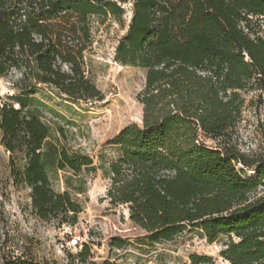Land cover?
Here are the masks:
<instances>
[{"label": "trees", "instance_id": "obj_1", "mask_svg": "<svg viewBox=\"0 0 264 264\" xmlns=\"http://www.w3.org/2000/svg\"><path fill=\"white\" fill-rule=\"evenodd\" d=\"M126 2L0 0V77L18 75V92L0 104L12 183L30 190L38 218L73 225L84 174L100 169L109 203L125 205L147 241L197 229L208 242L226 238L228 264H264V148L245 153L234 139L246 101L264 103V0H131L113 59L145 70L142 123L118 132V155L106 164L60 145L29 109L39 85L71 102L100 99L85 69L91 17L121 18ZM59 171L63 190L52 186ZM90 257L84 244L79 262L114 264Z\"/></svg>", "mask_w": 264, "mask_h": 264}, {"label": "rangeland", "instance_id": "obj_2", "mask_svg": "<svg viewBox=\"0 0 264 264\" xmlns=\"http://www.w3.org/2000/svg\"><path fill=\"white\" fill-rule=\"evenodd\" d=\"M127 1L121 18L111 14L91 17L92 45L85 53V69L100 91V99L71 102L39 85L29 106L50 126L52 137H57L60 145L89 155L96 166L118 155V148L110 143L123 127L142 123V104L137 95L144 86L145 70L113 59L131 15V0ZM17 76L12 72L0 77V104L7 101V95L18 92L14 86ZM234 139L245 153L264 148V103L246 101ZM205 142L216 145L210 139ZM84 177L86 192L77 197L82 211L76 223L60 225L41 220L31 207L30 190L12 183L8 152L0 145V264H85L76 258L84 244L90 248L89 260L98 263L192 264L191 255H197L205 259L201 264H228L220 257L224 236L208 242L200 230L185 228L170 241H147L144 231L130 221L127 207L109 203V181L101 170ZM51 179L54 189H64L63 172L51 173ZM115 239L125 244L116 247L112 245Z\"/></svg>", "mask_w": 264, "mask_h": 264}]
</instances>
